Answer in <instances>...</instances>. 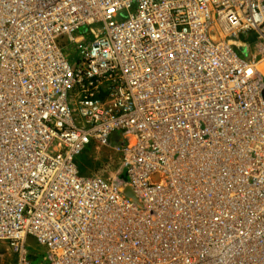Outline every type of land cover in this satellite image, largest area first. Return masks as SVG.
Masks as SVG:
<instances>
[{"label":"built area","instance_id":"obj_1","mask_svg":"<svg viewBox=\"0 0 264 264\" xmlns=\"http://www.w3.org/2000/svg\"><path fill=\"white\" fill-rule=\"evenodd\" d=\"M259 62L264 0H0L16 264L28 237L37 264H264ZM91 143L120 155L117 176L79 174Z\"/></svg>","mask_w":264,"mask_h":264},{"label":"rangeland","instance_id":"obj_2","mask_svg":"<svg viewBox=\"0 0 264 264\" xmlns=\"http://www.w3.org/2000/svg\"><path fill=\"white\" fill-rule=\"evenodd\" d=\"M239 39L245 41L251 49L254 48L252 34H241ZM57 43L64 49L63 52L65 53L66 48L69 46L68 38L61 36L57 39ZM238 55L244 60L249 58L247 55ZM119 158L120 155L112 146L102 147L91 143L76 157V164L79 174L82 176L97 175L105 179H111L118 174L120 168ZM26 250L30 264H37L45 254V249L39 246L32 237L26 239ZM0 264H16V256L4 242H0Z\"/></svg>","mask_w":264,"mask_h":264},{"label":"bare ground","instance_id":"obj_3","mask_svg":"<svg viewBox=\"0 0 264 264\" xmlns=\"http://www.w3.org/2000/svg\"><path fill=\"white\" fill-rule=\"evenodd\" d=\"M257 70H259L260 72L264 73V62H259L257 64Z\"/></svg>","mask_w":264,"mask_h":264},{"label":"crops","instance_id":"obj_4","mask_svg":"<svg viewBox=\"0 0 264 264\" xmlns=\"http://www.w3.org/2000/svg\"><path fill=\"white\" fill-rule=\"evenodd\" d=\"M248 48H250V46H248Z\"/></svg>","mask_w":264,"mask_h":264}]
</instances>
